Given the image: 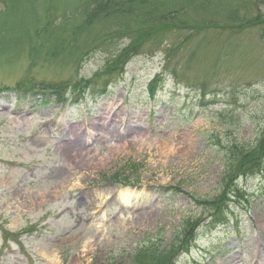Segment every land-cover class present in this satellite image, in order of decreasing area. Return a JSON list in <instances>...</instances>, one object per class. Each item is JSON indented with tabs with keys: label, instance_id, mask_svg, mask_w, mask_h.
Masks as SVG:
<instances>
[{
	"label": "rangeland",
	"instance_id": "374dc122",
	"mask_svg": "<svg viewBox=\"0 0 264 264\" xmlns=\"http://www.w3.org/2000/svg\"><path fill=\"white\" fill-rule=\"evenodd\" d=\"M93 1L0 0V86L113 81L92 108L0 97V264H134L137 247L166 249L183 220L210 213L194 200L240 174L227 175V151L238 160L257 147L242 165L260 172L235 177L246 195L228 223L201 229L179 264H264V0H158L176 12L157 25L117 2L84 25ZM236 8L250 25L227 24ZM148 34L121 73V51ZM82 128L93 137L76 140Z\"/></svg>",
	"mask_w": 264,
	"mask_h": 264
},
{
	"label": "trees",
	"instance_id": "16d2710c",
	"mask_svg": "<svg viewBox=\"0 0 264 264\" xmlns=\"http://www.w3.org/2000/svg\"><path fill=\"white\" fill-rule=\"evenodd\" d=\"M130 2V5H133L137 3L136 5L130 7L129 12L130 13H137L135 16L137 17L140 14H144V16L147 18V23H154V24H159L162 22H166L168 18L170 19H175V12L176 10L174 9H167L166 6L163 7L162 10L161 5L158 3V0H94L92 6L88 5L86 8V12H88L89 17L86 19L84 22V25L89 24L98 14H103L102 12L108 11L110 8L113 6L116 7V3L118 2L121 6L124 4V2ZM230 0L229 2H231ZM149 3L151 6L147 7L144 10L139 11L140 7L142 4ZM238 10L239 8H236L232 10L229 15L227 16L228 18V25H231L233 27H241L243 24L245 26L250 25L251 19L249 20H240V17L238 16ZM139 11V12H138ZM158 12V14H157ZM153 15V16H152ZM209 25L214 26V27H219V25L215 22H207ZM140 29H144L142 25L139 23ZM138 28V31L140 33H147L145 30H140ZM128 30V29H127ZM153 34H148L146 37H142L140 40H133L132 37L128 36L131 42V44L124 50H122V59L121 62L117 64L119 66L120 70L124 69V64L131 58L134 54L137 53L139 47L141 44H144L145 41H154V37L151 38ZM113 39V37L111 38ZM137 42L138 45H137ZM110 66L115 67L114 61L111 60V63L109 64ZM112 68V69H113ZM108 70H111L108 68ZM160 76L157 75L154 79L150 81L149 84V91L151 96H155V90L157 87V83L160 80ZM90 80V79H89ZM89 80H82L84 84H89ZM87 84V86H88ZM90 85V84H89ZM237 147V146H236ZM238 148V147H237ZM258 148V147H257ZM257 148L253 149L250 152L244 153L245 155L242 156L241 158L237 160V154H241V150L238 148L236 150L237 153L232 152V151H227L225 153V158L226 160L232 161L230 165L228 166L226 172L227 175L229 174L228 172L238 170L240 171V174L235 175L236 176H247V175H253L257 172H260V166H255L251 169L245 168L242 163L250 159V157L253 159L256 154L258 153ZM231 154H233V160L231 157ZM264 156V152H263ZM250 159V160H252ZM254 160V159H253ZM239 161V165L236 166V162ZM261 163H263L261 161ZM262 169L264 167H261ZM225 172V173H226ZM116 177H119V175H116ZM235 177H230L228 176V181L225 182V185H223V188L219 192V194L215 197L211 198H205V199H195L194 201L197 202V205L201 209L204 207L207 210H210V213L207 215V218L200 219L199 221H195V218L188 217L185 220H183L182 223H180L176 228L175 232L173 234V240L170 242V244L167 246L166 249H160L159 244H155L153 247L145 250V248L141 249L135 256L134 259V264H174L176 260L180 257V254L182 253H187L192 247H194L197 243L199 233L201 228L209 227L211 229H215L218 226H221L222 223H224L226 216L228 214V211L230 210V204L238 202L242 197L246 195V191L244 190L243 187L239 186V183ZM176 190L178 192H182L181 185H178L176 187ZM207 221V222H206ZM196 222V223H195ZM206 222V224H203ZM202 225V226H201ZM204 225V226H203Z\"/></svg>",
	"mask_w": 264,
	"mask_h": 264
},
{
	"label": "bare ground",
	"instance_id": "6f19581e",
	"mask_svg": "<svg viewBox=\"0 0 264 264\" xmlns=\"http://www.w3.org/2000/svg\"><path fill=\"white\" fill-rule=\"evenodd\" d=\"M83 130V131H82ZM82 130L78 131V136L76 137V140H79V138H82L83 135H85L87 132L88 134L90 135V137L92 138L93 137V133L90 132L89 128L88 129H84L82 128ZM87 135V134H86ZM131 193H129L130 195Z\"/></svg>",
	"mask_w": 264,
	"mask_h": 264
}]
</instances>
